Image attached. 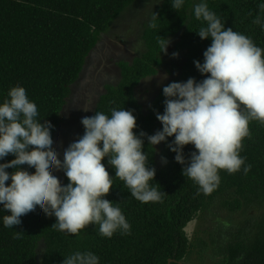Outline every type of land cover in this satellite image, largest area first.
<instances>
[{"label":"trees","instance_id":"16d2710c","mask_svg":"<svg viewBox=\"0 0 264 264\" xmlns=\"http://www.w3.org/2000/svg\"><path fill=\"white\" fill-rule=\"evenodd\" d=\"M138 1L0 0V103L8 98L13 86L24 87L29 99L38 107V119L53 126L55 143L70 85L78 77L89 51L123 9ZM199 2L185 0L184 5L175 10L171 0L161 1L153 12L155 27L150 26L153 16L144 23L142 50L130 63H123L120 81L106 88V93L86 117L94 116L97 111L110 116L113 108H124L136 118L137 127L133 131L137 135L141 132L154 135L162 130L156 114L164 113L163 87L173 81L186 82L194 78L199 82L206 78L194 64V61L203 63V53L212 42L211 38L201 39L196 32L202 26L193 13ZM260 2L207 0L210 10L220 17L226 29L232 28L250 37L256 46L264 49V30L253 23L257 15L264 17ZM175 34L179 35L175 49L182 50L185 56L181 72L165 83L143 110L134 88L142 79L158 72L163 62L158 41ZM249 129L251 138L242 141L240 155L245 165H251L250 171L244 174V166L234 174L221 170L218 188L207 195L193 180L182 175L184 165L176 162V153L168 147L174 136L155 146L149 145L147 136L142 137L149 167L156 169L155 180L150 183L166 193L162 203L145 204L136 200L116 177L108 158L102 160L113 178V186L105 199L121 208L131 225L130 235L117 232L112 238H106L99 234V225L87 226L79 237L69 235L53 228L57 218L39 209L21 217L20 225L5 228L3 217L10 212L0 205V264H62L65 257L76 250L93 252L100 258V264H178L192 250L197 248L199 252L205 245L199 235L189 236L187 226L192 220L203 217L212 224L219 217L217 208L232 215L230 219L240 220L244 213L251 215L242 224L235 222L229 233L226 231L232 240L221 234L225 238L213 241L222 242L224 248V256L217 264H264V125L252 120ZM84 132L82 125L80 137ZM193 151L197 150L191 144L184 147L186 161ZM162 157L167 159L166 164ZM14 158L9 154L0 163ZM20 167L30 173L35 171L26 164ZM6 171L11 173L15 169ZM58 179L62 186L69 183L64 171ZM229 223L230 226L235 224L234 221ZM16 231H22L20 239L14 238ZM240 257L242 259H238ZM169 259L173 261L168 263Z\"/></svg>","mask_w":264,"mask_h":264},{"label":"clouds","instance_id":"9594fccd","mask_svg":"<svg viewBox=\"0 0 264 264\" xmlns=\"http://www.w3.org/2000/svg\"><path fill=\"white\" fill-rule=\"evenodd\" d=\"M184 3L185 0H171L175 10ZM259 8L264 12V0ZM193 13L202 22L196 31L199 37L212 41L203 53V63L194 61L206 78L199 82L194 78L173 81L163 87L164 113L156 114L162 130L154 135H137L133 131L136 118L124 108H113L110 116L97 111L94 116L82 118L85 132L64 151L62 162L54 150L53 126L38 119V107L24 87L10 88L8 98L0 103V161L9 154L15 157L0 163V205L10 212L3 217L5 228L20 225L21 217L39 209L49 217L55 216L52 227L69 235L79 237L89 225H99V234L106 238L117 232L130 235L131 225L121 208L105 199L113 178L102 160L108 158L116 177L136 200L162 203L166 193L150 183L155 180L156 169L147 162L144 136L150 146L174 136L168 147L176 153V162L184 165L182 175L193 180L206 195L218 188L221 170L234 174L244 166V174L250 171L251 165H245L240 152L244 138H251L250 121L264 125V49L250 37L226 29L207 0L195 4ZM155 19L154 14L151 27H155ZM253 23L264 30V17L257 15ZM158 42L160 52L166 53L170 40L161 37ZM138 49L139 45L134 51ZM172 55L178 57L179 53ZM189 144L197 151L186 161L183 149ZM161 159L167 163L165 157ZM25 164L35 171L30 173L20 167ZM9 168L15 171H6ZM53 170H63L69 183L62 186ZM21 237L22 231L14 232V238ZM62 264H100V258L91 251L76 250Z\"/></svg>","mask_w":264,"mask_h":264},{"label":"flooded vegetation","instance_id":"af4514ba","mask_svg":"<svg viewBox=\"0 0 264 264\" xmlns=\"http://www.w3.org/2000/svg\"><path fill=\"white\" fill-rule=\"evenodd\" d=\"M138 13L139 11L135 12L133 15ZM128 22L129 21L123 22L117 30H115L116 28L112 25L107 29L106 33L102 34L101 38L92 48L91 53L87 56L86 64L79 78L71 85V91L69 92L61 112V122L55 134V149L56 152L59 153V159L62 162L64 159V151L71 143L77 141L80 137L82 128L81 120L87 116L83 114L96 107V103L101 97V94L103 95L106 93V85H110L109 82H115L116 80L117 84L120 81V62L128 61L130 63L132 58L136 55H134L135 48L129 47V45L135 42L136 38L134 27L129 25ZM116 32H123L125 38L122 39L123 43L119 39L113 37V34L116 35ZM119 34L120 33H117V35L121 37ZM113 38L116 39V43L114 44L112 43ZM121 58H123V60H121ZM151 77L152 76L142 79L134 89H147L151 92V98H153L158 93L155 91L158 83L152 80L148 81V78ZM142 82H144V84ZM149 104L150 103L145 105V108H143L142 104L143 110H146ZM66 108H69L70 111L65 113ZM83 109H87V111ZM59 144L64 146L60 148ZM59 171L60 170H55V173Z\"/></svg>","mask_w":264,"mask_h":264},{"label":"rangeland","instance_id":"374dc122","mask_svg":"<svg viewBox=\"0 0 264 264\" xmlns=\"http://www.w3.org/2000/svg\"><path fill=\"white\" fill-rule=\"evenodd\" d=\"M162 0H139L137 4L134 6L127 5L123 11L120 13V15L115 19V21L112 23L114 25L115 30L124 22L126 21H132L131 23L128 22L129 25L134 27L135 31V42L129 45V47H133L137 49V46L139 45V49L134 52V55L140 53L142 50V47H140L142 43V31L146 26L144 23L150 20V18L154 15V11L157 6L161 3ZM134 8V9H133ZM135 10L139 11L137 16H133V12ZM111 25V26H112ZM128 25V26H129ZM145 26V27H144ZM113 30V31H115ZM117 33H120L119 37ZM116 35L113 34V37L119 39L122 43V39H125L123 36V32H116ZM112 39V43H116V39ZM179 35L175 34L171 37L168 38L170 40V44L167 47V52H161L160 57L162 58L163 62L158 68V72L153 75L151 78H148L149 80H152L153 82H157L158 86H156L155 91L156 93L159 91V89L167 83L170 79L177 77V75L181 72L180 67L181 64L184 62V53L181 51H176L175 45L178 42ZM111 43V44H112ZM112 44V45H113ZM127 44V43H126ZM95 46V45H94ZM93 46V47H94ZM114 46V45H113ZM115 47V46H114ZM173 53H179L178 57H173ZM136 55V56H137ZM134 58V57H133ZM132 58V59H133ZM123 60V58H121ZM131 61V59H130ZM124 62H120V66L123 65ZM162 77H166L162 79ZM110 84L115 85L116 80L109 82ZM144 84V82H142ZM112 86V85H106V88ZM135 95L138 97V99L141 101L143 104V108H145V105L151 102V92L147 89H134ZM102 95V94H101ZM70 111L69 108L65 109V113ZM87 113H84L83 115H87ZM60 148L63 147L61 144H59ZM63 170H60L58 173H55V175H60L62 174ZM225 211H220V209L217 208V216H219L212 224H209L210 219H205L203 217L202 220L199 218H196L190 222V224L187 226L188 227V233L189 236L192 238L194 235L200 236L201 240L205 241V245L200 247L199 252H197V248L192 250L191 254H188L183 257L182 261L184 264H217L220 262L221 257L224 255L223 253V244L222 242H217L213 243L214 240H218L221 237L225 238L224 235L221 236V234H225L227 236L228 240H232L231 236L229 237L228 233L230 232L229 229L236 225L238 222L239 224H242L243 221H245L249 216L251 218V215L244 213V215L239 219L237 217L230 219L229 217L232 218V215H227ZM212 220V218H211ZM235 224H232L231 226L229 225V222H233ZM217 225V226H216ZM216 226V228H215ZM230 226V227H229ZM215 228V229H214ZM228 231V233H226ZM198 236V237H199Z\"/></svg>","mask_w":264,"mask_h":264},{"label":"water","instance_id":"95a60500","mask_svg":"<svg viewBox=\"0 0 264 264\" xmlns=\"http://www.w3.org/2000/svg\"><path fill=\"white\" fill-rule=\"evenodd\" d=\"M84 68V65H83V67H82V69ZM55 144V143H54ZM55 150V149H54ZM53 173H54V175H55V172H54V170H53ZM57 178H58V175H55ZM170 261H173V259H169L168 260V263L170 262ZM178 264H184L183 262H181V261H178Z\"/></svg>","mask_w":264,"mask_h":264}]
</instances>
